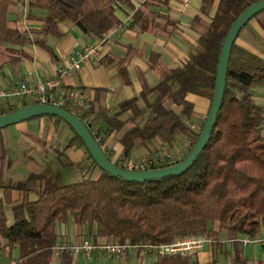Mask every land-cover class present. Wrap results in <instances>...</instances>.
Here are the masks:
<instances>
[{"label":"trees","instance_id":"obj_1","mask_svg":"<svg viewBox=\"0 0 264 264\" xmlns=\"http://www.w3.org/2000/svg\"><path fill=\"white\" fill-rule=\"evenodd\" d=\"M200 1L201 16L194 18L190 26L198 40L187 59L168 67L161 63L159 54L150 55L149 66L157 72L159 81L153 87L142 85L141 97H145L146 91L154 93L152 101L145 99L144 108L138 106V97L120 101L119 110L129 114L122 120L101 107L96 109L93 103L82 115L63 107L83 122L84 116L91 117L105 126L107 134L119 133L120 159L129 158L137 146L145 147L148 157H153L157 150L151 147L153 143L159 149H172L177 134L189 139L187 153L190 151L206 116L199 128L190 125L193 103L188 95L205 98L210 106L223 41L237 17L261 0H218L216 5L215 0ZM11 4V0H0V72L5 64L15 65L21 60L26 43L50 49L45 38L61 37L58 24L64 21H70L93 40H103L119 27L120 10L133 11V27L157 36H170L176 25L168 16H164L163 25L159 24V13L136 9L133 0H29V9L45 11L46 17L40 29L26 30L14 27ZM252 20L264 29V11ZM119 73L127 83L124 68ZM261 85L264 60L234 42L222 102L205 147L184 172L145 181L108 174L85 150L89 168L99 169L95 179L59 184L47 168L29 174L24 181L7 184L5 171L11 161L0 131V256L16 250L15 264H51L53 257L59 259V264H69L71 255L55 256V245L85 238L94 243L163 244L184 236L204 235L210 240L212 251L211 260L205 264H216V254L224 252L220 240V232L224 231L226 240L232 242L229 264H249L238 239L264 232V105L254 100V89ZM167 102L178 106L179 112L169 108ZM32 104L36 102L9 104L1 114ZM41 117L63 121L57 116ZM85 125L91 131L89 124ZM67 147L84 145L73 133ZM113 162L125 169L121 162ZM32 182L38 183L36 189L30 186ZM14 191L20 192L22 198H13ZM32 191L37 195L35 199L29 198ZM6 205L11 206V221ZM153 256L152 264H201L192 260L191 255ZM255 264L264 262L258 259Z\"/></svg>","mask_w":264,"mask_h":264},{"label":"crops","instance_id":"obj_2","mask_svg":"<svg viewBox=\"0 0 264 264\" xmlns=\"http://www.w3.org/2000/svg\"><path fill=\"white\" fill-rule=\"evenodd\" d=\"M11 2V11L20 12L22 16V27L20 29L41 28L43 25L42 19L46 17L45 11L29 9L27 0H11ZM217 2L218 0H215V5ZM133 3L136 9L139 7L147 8L159 13L161 17L156 22L161 25L165 23L164 16L173 19L176 22L173 33L168 37H164L154 35L149 31L138 30L133 27L131 21L133 11L120 10L117 16L121 24L105 37L99 54L85 62L79 70L71 71L63 79L64 89L72 99L69 108L74 112L80 107L88 108L93 103L96 109L101 107L110 115L122 120L127 119L129 117L128 112H121L118 108L120 101L138 97V106L144 108L145 99L148 101L154 99V96H148V91L145 92V97H141L144 83L148 87H153L159 81L157 72L149 66L150 55L157 53L163 65L174 67L187 59L196 45L198 34L190 26L194 18L201 16L200 0H133ZM11 19L19 22V16L12 15ZM58 27L63 33L61 37L48 35L45 38L50 49L31 42L22 46L25 54L21 60L15 65L5 64L0 72V87L18 82L33 84L39 78L51 77L55 74L56 68L64 65L73 52L96 41L84 35L70 21L61 22ZM235 44L264 60V29L260 27L256 20H251L247 28L242 29L235 40ZM120 68H124L127 73L129 79L127 83H124L120 76ZM95 99L97 101L94 103ZM23 100L33 102L31 97H25L18 102H12L10 98L0 99V114L9 104L20 105ZM254 100L256 103L264 105V85L254 89ZM201 104L202 108L199 111L195 110V104H193V114L197 111L202 119L208 110V100ZM132 124L131 121L128 122V125L131 126ZM119 136V133L111 132L104 139L103 147L113 161L121 158L122 146L119 142ZM176 140L179 143L178 150L186 149L188 143H190L189 139L181 134L176 135ZM142 147H135L132 152L134 156L130 157L138 159L145 156L148 150L142 149ZM72 148L76 149L68 151V156L71 159L77 161L84 157L82 147ZM155 148L157 149L154 153L155 156L164 155L163 149H159L157 146ZM11 165L12 161L9 167ZM30 193L29 198L31 199ZM12 194L15 199L22 198L20 192L14 191ZM6 206L9 209L11 207L10 205ZM5 210L9 221H11V209L10 213H8L6 207ZM72 230H75L74 227ZM220 234V240L224 248V252L222 250L221 253L229 257L232 242L226 240L224 231H221ZM246 247H244V253L248 258L251 257L257 260L264 256V244L255 245L250 253L245 250ZM3 255L9 254L5 251ZM211 255L212 251L209 243H207L203 250L190 257L192 260L205 264L211 260ZM71 257L69 264H143L148 259L152 264L154 261L153 255L136 252L121 257H112L97 251L89 257L82 255H71ZM56 260L59 264L60 261L57 257ZM13 262H0V264H15Z\"/></svg>","mask_w":264,"mask_h":264},{"label":"rangeland","instance_id":"obj_3","mask_svg":"<svg viewBox=\"0 0 264 264\" xmlns=\"http://www.w3.org/2000/svg\"><path fill=\"white\" fill-rule=\"evenodd\" d=\"M29 2V0H27ZM15 16H19V22L17 21L14 27L21 28V15L20 12H16ZM174 87L176 85L174 84ZM148 96H154L153 92L148 91ZM23 98L12 97V102L21 101ZM188 99L195 104V110L199 111L202 108V104L207 99L189 94ZM201 102V103H200ZM166 105L169 108L179 112V107L167 102ZM209 109V101L208 107ZM194 112L192 117L188 120L190 125L197 129L200 127L202 120L200 114ZM6 152L12 165L5 171V182L7 184H15L18 181H24L29 174L34 172H41L42 170L49 169L53 172L56 181L59 184H68L79 181L83 178L95 179L99 175V169L97 167L89 168L88 163L84 157L74 161L68 156L70 149L75 150L76 148L67 147L69 139L72 137L73 131L63 122L57 120H48L46 117L32 118L26 121H22L10 126L4 127L1 130ZM179 143L177 140L172 149L164 148L162 152L164 155H169L172 159L178 160L182 158L187 150L190 148L188 143L186 149L178 150ZM156 147L155 143L151 146ZM142 149H146L142 147ZM162 153V154H163ZM133 157L134 154H131ZM130 157L131 159H134ZM30 186L35 189L38 187L37 182L30 183ZM35 191L30 193L31 199L36 198ZM8 213L10 209L6 206ZM221 235V234H220ZM264 236V232L261 233ZM257 245L256 243L248 245L245 250L251 252L252 248ZM251 256V254H250ZM17 258V251L13 250L11 255H1L0 262L9 263L15 262ZM264 262V256L261 257ZM258 260V259H257ZM13 262V263H14ZM256 260L249 257V264H255ZM51 264H57L55 257L52 258ZM143 264H150L149 259ZM216 264H229V257H226L224 253L218 252L216 254Z\"/></svg>","mask_w":264,"mask_h":264},{"label":"built area","instance_id":"obj_4","mask_svg":"<svg viewBox=\"0 0 264 264\" xmlns=\"http://www.w3.org/2000/svg\"><path fill=\"white\" fill-rule=\"evenodd\" d=\"M104 40L105 38L103 40H96L73 52L64 65L56 68L55 74L51 77L39 78L33 84L18 82L0 87V99L31 97L36 104L55 105L61 108L64 106L70 107L72 99L64 89V77L71 71L79 70L85 62L97 56ZM86 109L85 107H80L76 113L82 115ZM84 122L89 124L93 136L103 146L104 139L107 135L105 126L96 123L89 116H84ZM117 161L121 162L126 170L146 171L173 165L172 163L176 160L172 159L169 155H156L153 157L145 155L138 159L127 158ZM238 241L241 246L246 247L253 243L264 244V237L243 236ZM209 242L210 240L204 235L184 236L170 243L163 244L143 242L94 243L92 240L85 238L67 244H57L52 248V252L55 256L68 253L70 255H82L84 257H89L93 252L97 251L112 257H121L135 252L148 255L186 256L200 252Z\"/></svg>","mask_w":264,"mask_h":264},{"label":"water","instance_id":"obj_5","mask_svg":"<svg viewBox=\"0 0 264 264\" xmlns=\"http://www.w3.org/2000/svg\"><path fill=\"white\" fill-rule=\"evenodd\" d=\"M262 11H264V0L245 9L231 25L222 44L216 68L214 91L202 129L197 140L186 156L173 165L146 171H131L118 167L110 158H108L102 146L78 116L69 110L55 105L32 104L20 107L11 112L3 113L0 115V129L32 118L57 116L61 118L70 127L73 133L82 140L85 150L98 167L112 176L130 181H145L163 176L180 174L193 163L197 155L205 147L209 138L222 102L230 52L235 40L250 20Z\"/></svg>","mask_w":264,"mask_h":264}]
</instances>
